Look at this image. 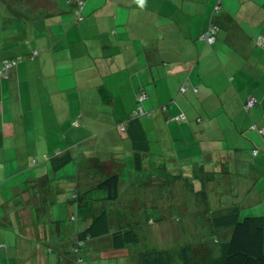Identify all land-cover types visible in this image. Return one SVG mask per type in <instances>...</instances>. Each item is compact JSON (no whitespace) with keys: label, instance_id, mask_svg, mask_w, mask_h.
Here are the masks:
<instances>
[{"label":"crops","instance_id":"obj_1","mask_svg":"<svg viewBox=\"0 0 264 264\" xmlns=\"http://www.w3.org/2000/svg\"><path fill=\"white\" fill-rule=\"evenodd\" d=\"M81 1L86 20L67 33L66 43L13 45L0 59L1 69L5 60L22 57L0 79V264H50L55 252L67 260L61 264H142L141 253L166 250L175 236L169 220L192 213L198 223L209 222L207 233L220 244L230 230H216L217 217L235 206L240 218L244 209L264 216V136L253 128H264V47L258 44L264 0ZM52 8L49 17L62 15L60 6ZM73 12L65 11L68 23ZM212 20L220 31L210 45L202 37ZM33 51L38 55L31 58ZM249 98L256 104L246 109ZM140 133L146 150L137 145ZM30 153L50 167L30 161ZM8 162L16 167L8 169ZM71 165L73 173L65 174ZM113 174L121 178L120 198L104 202V210L115 230L85 240L73 255L97 215L89 218V202L78 201L77 193L91 179ZM16 175L22 180L11 183ZM73 188V201L61 202L62 217L85 225L63 240L52 203ZM211 191L225 202L212 201ZM156 193L160 200L148 197ZM197 193L196 201H186ZM115 209L136 211L128 227L142 226L145 216L146 240L137 229L136 243L116 249L112 233L127 217ZM186 223H178L177 233ZM154 226L166 234L162 247L153 244L159 240Z\"/></svg>","mask_w":264,"mask_h":264},{"label":"rangeland","instance_id":"obj_2","mask_svg":"<svg viewBox=\"0 0 264 264\" xmlns=\"http://www.w3.org/2000/svg\"><path fill=\"white\" fill-rule=\"evenodd\" d=\"M77 1H80L79 4L82 2L81 0H21V1L0 0V59L3 58L5 56V54H7V56L12 54L11 50H12L13 45H60V44L66 43L67 42V39H66L67 33L72 28H76V29L79 28V26L81 24H79L78 21L81 23L82 20H86L85 16L87 15V12H85V14H84V11H83L84 7L82 9L83 14L81 12V15L79 17L75 16V12L77 11V8H78L77 7ZM54 4L55 5L57 4L58 6H60V9L63 11V13H62V15H60V17L55 18L53 16H51V17L48 16V14H50V12L52 14V12H53L52 7L54 6ZM73 10H74V12H73ZM14 11L21 13V17L18 18L17 16H15ZM65 11L71 12V13L73 12L74 21L72 23H68L69 20L71 19V15H69V16L66 15ZM60 14H61V12H60ZM89 37H91V39H90L91 44L96 45V42L92 38L93 37L92 34H87V39ZM3 45H4V47H3ZM9 47H10V49L8 50L7 48H9ZM53 152L54 151L52 150V153ZM35 158H37V160L39 161L40 164H45L47 167H50V164L47 161H44L43 158L38 159V157H36V155H34L33 153H30V161L35 159ZM8 159L12 160V161H16L14 156L8 157ZM46 163H48V164H46ZM8 164H9L8 169H12V168L16 167L15 164H11L10 162H8ZM74 165L67 166L64 169V173L65 174L73 173L71 170H72ZM36 166H38V165H36ZM97 171H99L98 167H94L93 173H95ZM12 172H13V170L8 171L9 174H13ZM27 173L28 172H26V174ZM61 173L62 172H59L58 175H61ZM22 178H17V175H16V177H14L11 180V183L18 182V181L22 180ZM127 178H128V173H127ZM103 179H105V178L99 177L97 179H91L90 182H88L87 184H84L85 186L80 188L79 189L80 192L77 193L78 197L81 195V192L83 193V191L89 190L93 186H95L98 183H100L101 181H103ZM176 180L178 183L180 182V181H178V179H176ZM62 181H65V180H61L59 177L58 182H62ZM174 185L176 186V183ZM74 191H75L74 188H73V191H71V190L65 191L64 190L62 193L56 195V198H58V199L56 202L52 203V205H56L57 206L56 209L59 210V216L60 217H59L58 221H59V225L62 229L63 240L66 239L64 235H67L68 238H70L71 231L73 228L76 227V233H77L79 231L80 226L83 227V225H85V224L82 225L80 223L81 222L80 220L70 219V215L68 217H62V215H65L66 212L64 210L60 209V206L64 205L61 202H69V201L72 202L73 200L71 199V196L73 194L72 192H74ZM213 193L211 191V193H207L206 195L209 196L212 201H215V203L225 202V199L221 197L222 195H218V194L213 195ZM199 196H200L199 193L189 194L187 196L186 201L189 200V203H193L194 201L197 200V198H199ZM142 197L143 196L141 195L138 199H142ZM148 197H150V198L153 197L156 200H158V199L160 200V198H159L160 195L157 193L152 194L151 196H148ZM171 198H173V199H171ZM176 198H177V195L174 196V195L170 194L169 201H176ZM107 203L111 204L114 202H107ZM123 203H125V202H123ZM104 205H105L104 202L89 203V208L87 211V213H89V218L90 217L92 218V216H94L95 213L98 214L101 211H103L105 209ZM200 205H202V204H200ZM201 211H203V206L201 208ZM248 211H249V209L242 210L241 211L242 212L241 218L249 216V215H246V214H248L247 213ZM115 212L121 213L122 215H125L127 217L126 219H124V224H123L124 228L127 227L125 225H127L129 223V221H131L130 219L136 213V211L134 209L133 210L132 209H127V210L115 209ZM148 212L151 213V210H148ZM165 212H166V214L169 215V218H171L170 217L171 211L166 210ZM191 212L192 211L190 210L187 213H191ZM143 213L144 212H141V214H143ZM184 213H186L185 210H184ZM176 214H179V213L177 212ZM176 214H174V216ZM74 216L78 217L77 213ZM84 216H86V215H84ZM145 218H146L145 216H141V219H142L141 223L143 225L136 227V228L139 229V231L141 230L140 235L142 236V238H144L146 240V234H147V232H149V231H147V229H150L151 227L146 225ZM169 221L170 222L167 225V227L169 230L174 229L173 232L175 233L174 234L175 236H172L173 238L172 237L168 238V242H166L167 244L164 247L166 248V250H168L170 252L174 264H183L182 256L180 253V249L182 247H186V249L188 250L189 257L191 260V264H206L209 261L211 262L213 259H216L218 257V255L220 253V248H219L220 244L218 242H216L215 239H213L214 235L212 238V236H211L212 234H210L211 232L207 233V230L209 228L207 226V224H209V222H207V224H206L205 223L206 221L204 219H201V223L200 222L198 223V220L196 221L194 219V215L192 213H191V215H185L184 219H182V221H180L178 223L183 224V223L187 222L186 228L185 227L181 228V231L177 233V229H178L177 221L175 219L173 221L172 220H169ZM45 224L47 225L48 229H49V227H51V223H49V224L45 223ZM158 226H154V227L158 228V232L153 234V236L155 238H158L159 240H154L153 244H155V246L162 247L163 246L162 244L164 243V242H162L163 241L162 237L164 238L166 236V234L165 235H163V233L161 234V232H159L160 230H159ZM113 228H114V226L111 227L112 231L115 230ZM107 236L110 237L109 235H107ZM170 236L171 235H169V237ZM89 238L90 237H87V239H85V240H88ZM165 238H167V237H165ZM170 239H172V241H169ZM148 247H150V246H148ZM68 248H66V252H67ZM82 249H84V247H82ZM146 251H147V249H146ZM76 254L77 253L74 250L73 255H76ZM50 258L52 259V262L50 264H59V263L61 264V262H63V263L67 262V260L64 259L63 257L58 258L56 252H55L54 256H51ZM98 264H99V261H98Z\"/></svg>","mask_w":264,"mask_h":264},{"label":"trees","instance_id":"obj_3","mask_svg":"<svg viewBox=\"0 0 264 264\" xmlns=\"http://www.w3.org/2000/svg\"><path fill=\"white\" fill-rule=\"evenodd\" d=\"M79 2L80 1H77L78 8L75 12V16L77 17H79L82 12V10H80ZM216 15L218 14H215V16ZM15 16L20 18L21 13L15 12ZM211 24H216L220 31V25L215 20H212ZM260 38H263L264 41V37L260 36L258 38V44ZM37 55L38 52L33 51L31 52L30 57L32 58ZM7 60L21 61L22 57H16ZM19 61L17 62V65ZM137 120L138 118L132 117L130 121L131 126H135L138 122ZM253 128L257 129L259 132L264 129L256 126ZM261 134L264 136L263 133ZM141 136V133L140 136L139 134L136 135V138L139 142L137 145L141 148V150H146L148 148L146 138L143 137L144 141L142 142L140 138ZM257 154L258 151H254V155ZM120 182V176L118 174H113L87 190L85 193L81 194L77 200L89 203L115 202L120 198ZM239 213V208L235 206L232 212L223 214L212 221L216 230L219 231L222 230L219 228H227L230 230V235L228 237L226 236L223 241H220L221 255L206 264H264V216H246L244 218H240ZM110 233L111 227L109 222V212L107 210H103L93 218L87 229L81 233V235L84 237L79 238L77 241L74 247L75 252L79 253L82 247H84L85 239H87V237H98ZM220 237L224 238L225 236L220 235ZM112 239L113 246L116 249L124 248L128 244H134L139 240L137 228L130 225V227L127 226L125 228L116 230L112 233ZM180 253L183 264H191L189 253L186 247H182L180 249ZM141 262L142 264H174L171 254L168 250H147L141 253Z\"/></svg>","mask_w":264,"mask_h":264},{"label":"built area","instance_id":"obj_4","mask_svg":"<svg viewBox=\"0 0 264 264\" xmlns=\"http://www.w3.org/2000/svg\"><path fill=\"white\" fill-rule=\"evenodd\" d=\"M83 6H84V3L82 1L80 3V10H82ZM221 9H222L221 3L218 2L217 6L215 7L214 14H219L221 12ZM218 32H219V27L216 24H211L210 27H209V30L203 36V39L206 41V43H208L210 45L214 44L216 42V40H217ZM259 44L264 47L263 38L259 39ZM18 61L17 60H5L3 62L2 68L0 69V79L6 77L8 75L9 70L11 68L15 67L17 65ZM183 90H185V89H183ZM143 98L144 97H142V99ZM255 103H256V100L253 99V98H250L247 101V103L245 105V108L246 109H250L251 107H253L255 105ZM142 113H143L142 108H138L137 112L135 114L138 116V115H140ZM260 132L264 134V129H262Z\"/></svg>","mask_w":264,"mask_h":264},{"label":"snow or ice","instance_id":"obj_5","mask_svg":"<svg viewBox=\"0 0 264 264\" xmlns=\"http://www.w3.org/2000/svg\"><path fill=\"white\" fill-rule=\"evenodd\" d=\"M141 2H143V0H141Z\"/></svg>","mask_w":264,"mask_h":264}]
</instances>
